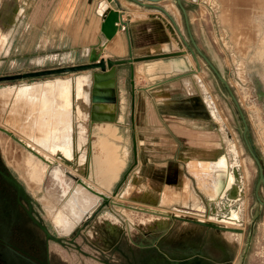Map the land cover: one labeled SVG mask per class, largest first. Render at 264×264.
Segmentation results:
<instances>
[{
  "label": "rangeland",
  "instance_id": "rangeland-1",
  "mask_svg": "<svg viewBox=\"0 0 264 264\" xmlns=\"http://www.w3.org/2000/svg\"><path fill=\"white\" fill-rule=\"evenodd\" d=\"M183 2L198 46L228 80L240 102L249 123L247 134L249 142L264 169V96L260 95V90L264 92V0H183ZM20 3L22 4L21 0H0V75L66 66L72 62H88L80 58L78 53H65L66 50L62 52L61 49L68 44L61 43V32L54 29L50 31L52 34L47 35L43 28L32 25L28 7L25 5L26 10L20 12ZM31 13L38 21L45 17L42 11ZM172 13L175 18L173 23L175 31L181 42L179 54L181 57L184 55L190 57L189 65L186 66L188 70L181 72L182 75L177 81L175 96L201 97L217 127L212 130L210 120H185L177 117L172 119L176 122H188L190 128L209 133L212 141L208 144L211 147H219L230 162L238 159L244 174V193L239 199L240 221L238 224H230L236 228L232 230L224 228L223 232L229 242V254L226 256L222 250L213 246L206 253L200 247L197 252L194 250L183 252L181 249L172 248L171 245H164L163 240L172 236L169 230L160 235L157 247L140 244L144 243V231L149 230L154 224L156 213L152 215L147 211L129 209L125 204L148 210H161L162 206L142 201L148 197L146 188L148 185L142 183L144 174L139 164L146 158L145 149L151 145V140L136 137L135 141H130L136 133L130 117L121 123L122 130H127L131 137L120 141L127 149L128 165L119 179L110 188L104 189V194L109 199L100 196L95 203L94 199L91 200V204L88 203L86 206L88 208L94 203L89 212L83 214L68 232L55 224L54 217L63 207L65 199L58 202L52 196V193H56V188L49 174L43 172L42 181L35 182L31 179V169L25 166V159L36 158L47 165L45 158H50L48 154L29 139L40 141L50 136L62 126L64 118L46 111L45 108L38 109L36 101L20 98L23 89L18 86L26 82L57 77H74L86 72L87 69L0 81V127L7 129V131L0 129V164L20 180L32 200L36 213L52 234L61 238V241L47 240L43 230L26 214L22 206L16 212L18 215L7 214L8 208L3 203L9 200L11 201L8 202L11 203L9 208H17L16 189L0 176L1 236L33 255L42 258L48 256L51 264H190L197 259L207 260L210 264H264V204L258 199L259 196L264 200V182H260L258 186L260 169L246 145L244 123L225 84L194 48L184 13L179 5L174 6ZM166 18L170 19L167 15ZM46 37L49 40L50 37L51 40L57 37L58 42H48L45 40ZM56 49L59 50L57 53L54 52ZM140 67L144 70L142 66ZM143 73L144 71L138 72L139 84L144 83L139 76L144 75ZM256 79H259L258 87ZM48 105L47 101L40 102V106ZM45 115L47 118L44 121ZM34 122L38 124L35 131L32 129ZM107 122L116 121L93 120L89 114L83 119L76 118L75 128L78 132L81 125L85 126L91 141L94 133ZM52 158V166L60 165L64 171L61 173L64 180L66 172L72 171V168L57 156L53 155ZM201 171L203 169L197 170L200 175ZM135 176H139L140 179L135 181ZM88 178L90 179L89 176ZM184 185L189 193L188 199L179 200L177 205L165 210L173 214L183 212L181 214L186 215V218L208 220L212 200L198 186L196 180ZM22 199L26 202L24 198ZM198 205L203 206L206 212H201ZM105 219H110L124 230L121 239L111 248H106L100 240L99 227ZM176 223L184 227H197L193 225L194 221L187 219L178 218ZM206 230L200 226L193 233V239L206 236ZM207 236L211 237V234L207 233ZM170 259L179 262H172ZM9 262L27 264V261L20 259L12 248L0 242V264Z\"/></svg>",
  "mask_w": 264,
  "mask_h": 264
},
{
  "label": "crops",
  "instance_id": "crops-1",
  "mask_svg": "<svg viewBox=\"0 0 264 264\" xmlns=\"http://www.w3.org/2000/svg\"><path fill=\"white\" fill-rule=\"evenodd\" d=\"M103 1L107 3V9L101 11L100 6ZM164 1L168 3H162ZM21 2L19 11L26 10L25 5L28 7L32 25L43 28L47 35L52 34L50 31L54 29L61 32V43L68 44L66 49L60 48L62 52L66 50L65 53H78L84 61H89L91 55L113 60H126L114 68L108 67L106 72L100 68L87 69L78 76L57 77L71 79L73 153L81 155L88 153L92 143L95 154H98L106 163L109 175L113 176L121 172L128 165V158L127 149L120 141L131 137L127 130H122L121 122L130 117L136 129L130 141H135L136 137L151 140V145L146 146L147 149H145L146 158L139 164L145 180L142 183L148 185L146 186L148 197L143 198L144 203L158 204L164 210L170 209L173 205H177L179 200L188 199L189 193L184 184L193 180H196L202 190L208 192L207 195L212 201L222 195L229 178L230 161L227 156L221 153L219 147H211L208 144L212 141L209 133L201 129L190 128L188 122H176L172 119V117H177L185 120H210L198 115H184L182 111L185 108L183 109L177 100L191 99L193 96H175L177 81L182 75L181 72L188 70L186 66L190 62L189 56H180V42L178 43L174 37L178 34L175 31L173 24L175 18L172 13L174 6H178L176 0L158 2L149 0L112 2L108 0H21ZM111 8L120 11L126 29L118 30L113 38L108 39L102 32L101 26L105 15ZM39 11L44 12L45 17L38 21L37 18H33L31 12ZM166 15L170 18L169 20ZM45 40L52 43L58 42L57 37H53L52 40L51 37L50 40L46 37ZM58 51L56 49L54 52ZM83 63L85 62H72L71 65ZM140 66L144 70H141ZM140 71H144V75H139L141 81L144 82L142 84L138 82ZM96 72L106 75L103 81L105 86L110 84L111 78L114 79L117 100L116 102H92L90 100L91 112L95 110L93 105H96V110L101 114L113 116L93 120L116 122H108L112 123V127L106 132H97L95 137L89 141L85 126L81 125L80 130L76 131L75 119L87 117L83 109L85 92L88 87L91 92L94 80L89 78L88 83L86 76L89 77ZM108 72H111L110 75ZM48 80L53 79L39 82ZM30 83L33 82H26L20 86ZM199 98L203 111H208L204 100ZM211 122L217 124L216 121ZM216 127L211 126V129L215 130ZM210 160L214 166L209 163ZM198 163H204L207 176L210 173L208 186L202 183L200 174L196 170ZM211 172L214 174L212 175ZM139 179V176L134 177L135 181ZM198 209L206 212L201 205H198ZM152 231L150 228L149 232ZM152 241L157 244L156 238Z\"/></svg>",
  "mask_w": 264,
  "mask_h": 264
},
{
  "label": "bare ground",
  "instance_id": "bare-ground-1",
  "mask_svg": "<svg viewBox=\"0 0 264 264\" xmlns=\"http://www.w3.org/2000/svg\"><path fill=\"white\" fill-rule=\"evenodd\" d=\"M106 9H107V3L103 1L101 3L100 10L104 11ZM162 18L166 20L163 16ZM174 37L179 43L180 42L179 36L175 34ZM179 45L181 46V42ZM88 79L89 77L86 76V80L89 83ZM256 81H257L256 85L259 86L260 85L258 83L259 79H256ZM20 87L23 89L20 98L30 100L31 102L36 101V104L39 106L38 109L45 108L46 111L56 113L58 115L63 116L64 118L62 126L58 127L57 130L53 131L50 136L43 138L40 141H36L35 139H29L30 142L32 141V143L33 142L36 143L37 146L39 145L40 148L48 154L50 158L49 159L45 158L47 165L43 161L38 160L34 157L35 159L26 158L25 166L31 169L30 178L33 179L35 182L39 180L42 181L43 172L51 176V179L53 180L54 186L56 188V193L55 194L52 193V196H54V198L58 202H61L65 199L64 200L65 202H63V207L59 209V211L54 217L55 224L57 226L62 227L64 230L69 231L75 225V223L81 219L83 214L89 212L91 206L95 203L98 197L100 196L107 197L104 194L105 193L104 189L110 188L114 184V182L119 179L123 170L121 172L119 171V173H116V175L113 176L109 175L106 169V163L104 162V160H101L98 154H95L94 145H92V143L90 144L88 153H84L81 155L79 153L72 152L71 116H72L73 104H72L71 79L57 78L45 82L36 81L30 84H25ZM263 93L264 92L260 90V95L264 96ZM84 99H85V103L83 109L85 115L88 116L90 114L92 119L113 117L112 115L101 114L100 112H98L96 110L97 107L96 105H93L95 107V108L93 107V109L95 110L91 112L90 87L87 88ZM43 100L45 102L47 101L49 105L45 107L40 106V102ZM46 118L47 116L45 115L44 121L46 120ZM111 124L112 123H108V122L102 124L99 130L94 133V137L97 132H106L107 130H109V128L112 127ZM211 126L216 127L215 122L214 123L211 122ZM32 129L34 131L38 129L37 122H34ZM53 155L60 158L61 161L67 163L72 168V171L68 170L66 172L64 176L65 177L64 180L61 178V173H64L61 166L60 165L52 166L51 159H53L52 158ZM209 163H212L211 160ZM197 165H198L197 170L203 169L200 175L202 183L205 186H208L209 180L211 178V177L209 178L210 173L208 172L209 176H207V172H206L207 170L206 167L204 166V163H200ZM88 176L90 177V179L88 178ZM70 178L71 180H69ZM243 193H244V174L239 160L235 159V161L230 162L229 178L227 181V185L224 191L222 192V195L211 202V211L208 214V220L197 217L192 218L199 221L214 223L215 225H217V227L202 225L196 222L193 225L197 227L200 226L208 227L210 229H216V230H224L223 227L236 228L231 226L230 224H238L240 221L239 199L241 198ZM121 196L123 197V195ZM91 200H93L94 203L87 208L86 206L88 205V203L91 202ZM125 206H127L129 209H134L133 208L134 206L131 207V205H126V204ZM138 208L145 209L142 207H138ZM151 211L156 212V214L152 213V215L154 214V218H155L154 224L151 227V229L153 230L152 232L154 234L158 235L160 232L167 230L170 227H183V225L176 223L178 218L169 217L168 214L176 215L179 217H185L186 215L181 213L173 214L164 209L151 210Z\"/></svg>",
  "mask_w": 264,
  "mask_h": 264
},
{
  "label": "water",
  "instance_id": "water-1",
  "mask_svg": "<svg viewBox=\"0 0 264 264\" xmlns=\"http://www.w3.org/2000/svg\"><path fill=\"white\" fill-rule=\"evenodd\" d=\"M108 1L112 2V1H116V0H108ZM149 1L158 2L161 0H149ZM176 2L178 3L179 7L182 9V11L184 13L186 26H187L188 33H189V36H190V39H191V42H192L194 48L207 61V63L214 70V72L219 77V79L225 84L226 88L228 89L230 95L232 96V98H233V100H234V102L238 108L241 119L244 123V133L243 134H244V139H245L246 145H247L250 153L252 154V156L255 158V160L259 166V169H260V179H259V183H258V186H259L260 182H264V169H263V166L260 162V158L255 153L254 149L252 148V146L249 142V139L247 136L248 130H249V123H248V120L246 118V115H245V113H244V111L240 105L238 98L236 97L234 91L232 90L228 80L221 74V72L214 65V63L211 61V59L198 46V44L195 40V37L193 35L192 29H191V23L189 20L188 12H187V9L184 5L183 0H176ZM120 22L121 23L124 22L122 19V15L120 14V11L118 9H115V8L109 9V11L107 12V14L105 15V17L103 19L102 26H101L102 32L104 33V35L108 39L113 38V36L118 32V30L121 29V25H119ZM125 61L126 60H113L110 58L107 59L105 57L100 58L97 55H91L90 60L87 63L76 64V65H71V66L47 68V69H41V70H34V71H28V72H22V73H16V74L0 75V81L14 80V79H20V78H32V77L45 76V75L63 73V72L78 71V70H85V69H98V68H100L103 72H106L108 67L114 68L117 64H122ZM110 73L111 72H108V75H110ZM105 77H106V75L101 73V72H96V73H93L92 75L89 76V78L94 80L93 87H92L91 92H90V100L92 102H116L117 98H116V94H115L116 91H115V87H114L115 81L113 78H111L109 80L110 84L105 86V84L103 83ZM191 99H192V101L194 99H197L200 102V98L198 96H193ZM177 101H178V103H181V105H182L183 103L189 104L190 100L189 99H181V100H177ZM182 113L184 115H198L201 117H205L207 119H210V123L212 121L211 115L207 110L198 112V111H194V110L190 109V107H188L187 111L183 110ZM0 129L7 131V129L4 127H0ZM8 178L13 183H15L20 189L24 190L22 183L17 178H15L14 176L13 177L9 176ZM258 186H257V188H258ZM102 197H104V196H102ZM104 198L106 200L109 199L108 196L104 197ZM258 199L260 200L261 203L264 204V200H262L259 196H258ZM131 207H133V206H131ZM133 208L143 210V211H147L150 213H156V212L148 210V209H141L138 207H133ZM168 216L172 217V218L187 219V220L194 221V222L202 224V225H209V226L217 227V225H215L214 223H209L206 221H199V220H195L192 218L179 217V216L172 215V214H168ZM41 225L44 228V230L46 231L48 237H51V238L55 239L56 241H61V238H59L58 236H54L52 233H50V231L46 225H44V224H41ZM223 228L229 229V230L234 229V228H228V227H223Z\"/></svg>",
  "mask_w": 264,
  "mask_h": 264
},
{
  "label": "flooded vegetation",
  "instance_id": "flooded-vegetation-1",
  "mask_svg": "<svg viewBox=\"0 0 264 264\" xmlns=\"http://www.w3.org/2000/svg\"><path fill=\"white\" fill-rule=\"evenodd\" d=\"M192 98V97H191ZM190 102L192 99H189ZM183 109L190 107V109L195 110V111H203L201 108L200 102L197 99H194L191 103L185 104L183 103L181 105ZM184 111H187V109ZM0 176L8 181L10 184L14 186L16 189V203H17V208H9L8 202H11L7 200V202L3 203L5 207L8 208L7 214L9 215L12 213L14 216L18 215L16 212L18 211L19 207L22 206L23 209L25 210L26 214L43 230V232L46 235L47 240L53 239L51 237H48L46 231L42 227L41 224L46 225L42 218L36 213L33 207L32 200L30 197L27 195L25 187L24 190L20 189L15 183H13L8 177L14 176L9 170L5 169L4 166L0 164ZM16 178V176H14ZM20 181V180H19ZM23 185V184H22ZM258 190V188H257ZM258 192V191H257ZM258 195V194H257ZM24 198L26 202L22 199ZM3 202V201H2ZM5 215V214H4ZM47 226V225H46ZM48 228V226H47ZM62 228V227H61ZM199 227H170L169 229V234L172 235L170 238L167 237L165 240H163L162 244L166 245H171L172 248L175 249H181L183 252L187 251H198L197 249L200 247L204 252H209V248L211 246L218 248L223 251V253L227 256L230 252L229 249V242L225 238V235L223 234L224 230H216V229H210L208 227H203L206 228V236H203L202 238L199 239H193V233L198 229ZM49 229V228H48ZM63 229V228H62ZM72 229V228H71ZM70 229V230H71ZM100 229V240L103 242V245L106 248H111L117 244V242L121 239L124 230L122 226H119L112 222L110 219H105L103 223L99 227ZM64 230V229H63ZM69 230V231H70ZM150 230V229H149ZM149 230L144 231V243H140L141 245L144 246H150L153 245L155 247L158 246L159 241H160V235L165 233L167 230H164L160 232L158 235L154 234L153 232H149ZM50 231V229H49ZM65 232H68L67 230H64ZM50 233H52L50 231ZM153 233V234H152ZM208 234H211V237L207 236ZM54 235V234H53ZM55 236V235H54ZM156 238L157 244L152 243ZM55 240V239H54ZM0 242L3 244H6L8 247L12 248L16 254L19 255L20 259L26 260L27 264H51L50 259L48 256L45 258L36 256L31 254L30 252H27L23 249H20L16 244L12 243L10 240H8L6 237L0 235ZM204 254V253H203ZM172 262H179L175 259L172 260ZM6 264H12V262L6 263ZM24 264V263H23ZM190 264H210L209 261L207 260H201L197 259L196 261H191Z\"/></svg>",
  "mask_w": 264,
  "mask_h": 264
},
{
  "label": "built area",
  "instance_id": "built-area-1",
  "mask_svg": "<svg viewBox=\"0 0 264 264\" xmlns=\"http://www.w3.org/2000/svg\"><path fill=\"white\" fill-rule=\"evenodd\" d=\"M119 25H121V29H126V24L124 22H120Z\"/></svg>",
  "mask_w": 264,
  "mask_h": 264
}]
</instances>
